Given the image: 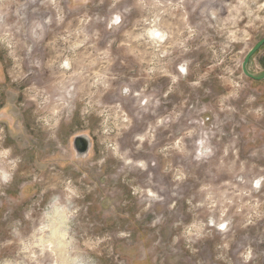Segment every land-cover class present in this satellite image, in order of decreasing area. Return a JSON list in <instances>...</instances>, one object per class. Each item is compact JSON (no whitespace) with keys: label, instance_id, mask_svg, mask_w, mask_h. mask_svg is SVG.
<instances>
[{"label":"rangeland","instance_id":"1","mask_svg":"<svg viewBox=\"0 0 264 264\" xmlns=\"http://www.w3.org/2000/svg\"><path fill=\"white\" fill-rule=\"evenodd\" d=\"M263 38L264 0H0V264H264Z\"/></svg>","mask_w":264,"mask_h":264},{"label":"water","instance_id":"2","mask_svg":"<svg viewBox=\"0 0 264 264\" xmlns=\"http://www.w3.org/2000/svg\"><path fill=\"white\" fill-rule=\"evenodd\" d=\"M264 47V38L259 41L250 51L246 54L242 62V73L253 81H264V71L252 72L249 68L252 58ZM90 142L86 137H76L74 139V149L79 156H85L89 153Z\"/></svg>","mask_w":264,"mask_h":264},{"label":"bare ground","instance_id":"3","mask_svg":"<svg viewBox=\"0 0 264 264\" xmlns=\"http://www.w3.org/2000/svg\"><path fill=\"white\" fill-rule=\"evenodd\" d=\"M154 31H156V29H155ZM157 32H159V31H157ZM155 33H156V32H153V34H155ZM157 37H158V36H157ZM159 37H160L159 39L162 40L163 36L160 35ZM69 67H70V66H69ZM60 208H61V207H60ZM61 211H62V210H61ZM54 212H55V211H54ZM56 213H57V212H55V214H56ZM53 214H54V213H53ZM59 215H60V217H61V216L64 215V214H62V215L59 214ZM65 215H68V214H65ZM55 216H56V215H55ZM56 217H57V216H56ZM65 218H67V217H65ZM59 219H60V220H66V219H64V218H63V219H62V218H59ZM55 220H58V218L55 219ZM60 220H58V221H60ZM66 221H67V220H66ZM66 223H67V222H65V225H66ZM60 224H61V222H60ZM67 224H68V223H67ZM54 227H55V226H54ZM66 227H68V225H67ZM66 227H65V228H66ZM54 229H55V228H54ZM54 229H53V232H55ZM44 230H45V229H44ZM57 231H58V234H59L60 231H59L58 229H57ZM57 231H56V232H57ZM48 232H49V231H48ZM68 235H69V234H68ZM51 236H52V235H51ZM62 237H63V234H62ZM66 237H67V236H66ZM53 238H54V236H52V238H50V239H51V240H54ZM60 238H61V237H60ZM64 238H65V237L61 238V240H60V241H61L60 247H61L62 243L64 242ZM66 239H67V238H66ZM55 240L57 241V239H55ZM58 241H59V240H58ZM62 241H63V242H62ZM65 242H66V240H65ZM59 243H60V242H57L56 244H59ZM53 244H55V243H53ZM65 244H66V243H65ZM63 245H64V244H63ZM55 246H56V245H55ZM57 246H59V245H57ZM52 248H53V246H52Z\"/></svg>","mask_w":264,"mask_h":264},{"label":"trees","instance_id":"4","mask_svg":"<svg viewBox=\"0 0 264 264\" xmlns=\"http://www.w3.org/2000/svg\"><path fill=\"white\" fill-rule=\"evenodd\" d=\"M264 48V47H263Z\"/></svg>","mask_w":264,"mask_h":264}]
</instances>
